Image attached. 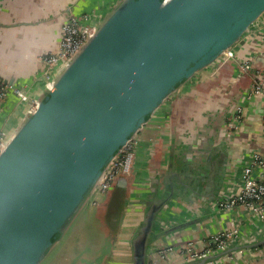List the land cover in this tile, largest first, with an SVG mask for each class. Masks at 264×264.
Segmentation results:
<instances>
[{
	"label": "water",
	"instance_id": "95a60500",
	"mask_svg": "<svg viewBox=\"0 0 264 264\" xmlns=\"http://www.w3.org/2000/svg\"><path fill=\"white\" fill-rule=\"evenodd\" d=\"M261 28L264 0H118L4 140L0 264H45L104 172L156 111ZM174 175L185 185L181 174ZM126 177L112 187L107 209H122ZM173 197L172 191L159 196L153 185L131 240L132 264H148L152 244L174 233H155L157 217ZM261 244L234 243L184 264L211 263Z\"/></svg>",
	"mask_w": 264,
	"mask_h": 264
},
{
	"label": "crops",
	"instance_id": "0c3cea01",
	"mask_svg": "<svg viewBox=\"0 0 264 264\" xmlns=\"http://www.w3.org/2000/svg\"><path fill=\"white\" fill-rule=\"evenodd\" d=\"M117 1L0 0V79L27 88L30 98L37 100L47 68L42 56L58 51L66 20L70 16L95 15L92 18L98 24ZM263 35V31H258L253 33V38L236 45L239 60L253 59L249 74L238 75L234 62L222 66L215 63L179 88L156 111L134 139L137 151L132 172L125 178L122 209H107L108 195L102 198L100 203L105 201V205L99 203V207L77 217L63 240L65 251L73 246L82 250L85 236L81 231L87 225L92 230L90 235L95 231L100 236L98 243L110 244V256L105 264H132L131 240L153 185L159 196L170 191L174 195L159 213L155 233L175 231L152 244L148 264H184L188 260L180 248L185 242L193 241L200 249L206 237L237 225L243 227L238 245L264 241V225L243 208L219 212L210 209L222 184L224 194L237 191L243 161L253 154L264 155L260 97L244 105L238 132L231 136L224 133L229 114L243 101L263 66ZM24 108L26 111L27 106L13 95L1 104L3 138L13 133L25 115ZM9 122L13 124L9 126ZM174 173L181 174L178 177L185 185L176 181ZM193 210L197 212L195 215L190 213ZM75 234L78 243L67 246L66 239L71 242ZM96 250L97 247L90 251L92 255L81 257L77 264L87 260L99 263L95 257L99 249L97 253ZM207 264H264V244Z\"/></svg>",
	"mask_w": 264,
	"mask_h": 264
},
{
	"label": "built area",
	"instance_id": "2783aa9c",
	"mask_svg": "<svg viewBox=\"0 0 264 264\" xmlns=\"http://www.w3.org/2000/svg\"><path fill=\"white\" fill-rule=\"evenodd\" d=\"M95 15L70 16L61 29L58 51L54 54H45L42 61L46 65V75L44 79L43 90L52 88V80L61 66H63L88 40L93 34L97 24L94 23ZM263 31L261 28L245 36V39L252 37L253 33ZM264 42V35H263ZM236 46L227 51L216 63L221 66L227 62H234L238 75L245 76L249 74L253 59L239 60L236 57ZM13 95L21 103L27 106L26 111L33 112L37 107L36 100L30 98L28 89L6 83L0 79V107L7 97ZM254 97L262 99L261 109L264 118V53L263 66L258 76L251 82L246 95L241 103L237 104L229 114L224 127V133L231 136L238 132L243 120L244 105L251 102ZM5 138L0 134V149ZM137 143L132 140L126 149L114 160L110 167L104 172L98 187L92 194L90 201L92 206L97 205L100 200L106 197L115 182L120 177L129 176L132 172L133 162L136 156ZM241 166L240 174L237 178L238 189L236 192L229 191L224 194L220 192L219 197L212 202L210 209L212 212L232 211L236 208H243L251 217L256 218L264 225V155L248 156ZM197 212H191L195 215ZM243 230L241 225L225 228L214 235L206 237L203 246L196 248L193 241H187L180 248L183 256L188 261L199 260L206 256L221 252L232 244H238L240 234ZM179 246V245H178ZM170 251V250H168Z\"/></svg>",
	"mask_w": 264,
	"mask_h": 264
},
{
	"label": "rangeland",
	"instance_id": "374dc122",
	"mask_svg": "<svg viewBox=\"0 0 264 264\" xmlns=\"http://www.w3.org/2000/svg\"><path fill=\"white\" fill-rule=\"evenodd\" d=\"M24 111H25V108H24ZM12 124H13L12 122H9V126H11ZM105 200H107V199H105ZM101 203H100L101 206L105 205V201L102 204ZM97 207H99V206L93 207L90 202L86 203V205L84 206L82 211L79 213L78 218L83 217L85 215L86 211H88L90 208L95 209ZM91 231H92L91 228H87V225L81 231V234H83L85 236V240H84V244H83L84 246H83L82 250H81V248H78V247L75 248L73 246V247H68V250L65 251L67 249V247H63L64 242H61V243L57 244L54 251L52 252L53 254L51 253L49 255V257L45 261L46 262L45 264H77L81 257L85 258V257H88L89 255H92L90 253V251L94 252L95 247H97L96 253L98 252V249H99L98 254L95 256L96 259L99 260L100 264L107 263V259L110 256V253H109L110 244L108 242H104L103 244L98 243V241H100V236L95 231H94L93 235H90ZM72 232L73 231H71L70 233H72ZM70 239H71V242L69 241V239H66V241L68 243L67 246L69 244H70V246H72V244L75 245L79 241V237L77 236V234H75L74 237L71 236ZM193 243H195V242H193ZM195 244H197V243H195ZM90 248H92V249H90ZM50 257H51V259H49Z\"/></svg>",
	"mask_w": 264,
	"mask_h": 264
},
{
	"label": "flooded vegetation",
	"instance_id": "af4514ba",
	"mask_svg": "<svg viewBox=\"0 0 264 264\" xmlns=\"http://www.w3.org/2000/svg\"><path fill=\"white\" fill-rule=\"evenodd\" d=\"M98 204H99V203H98ZM98 204L95 205V206H93V207L98 206ZM87 261H88V262H87ZM87 261H83L81 264H100V263H98V262H96V261H91V260H87Z\"/></svg>",
	"mask_w": 264,
	"mask_h": 264
}]
</instances>
